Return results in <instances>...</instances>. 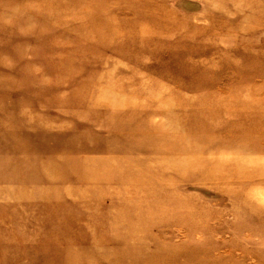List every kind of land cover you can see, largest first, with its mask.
Listing matches in <instances>:
<instances>
[{
  "label": "rangeland",
  "instance_id": "obj_1",
  "mask_svg": "<svg viewBox=\"0 0 264 264\" xmlns=\"http://www.w3.org/2000/svg\"><path fill=\"white\" fill-rule=\"evenodd\" d=\"M193 140L257 145L261 177L233 200L138 149ZM98 160L185 200L87 190ZM119 206L168 220L124 230ZM0 264H264V0H0Z\"/></svg>",
  "mask_w": 264,
  "mask_h": 264
},
{
  "label": "bare ground",
  "instance_id": "obj_2",
  "mask_svg": "<svg viewBox=\"0 0 264 264\" xmlns=\"http://www.w3.org/2000/svg\"><path fill=\"white\" fill-rule=\"evenodd\" d=\"M119 112V111H118ZM120 113V112H119ZM120 114L119 118L121 117ZM118 115H116L117 117ZM115 117V119H116ZM118 119V118H117ZM120 127H111L112 129H120L122 128L124 131L137 133L143 129H150V124H136V122H129L124 124L121 122L117 123ZM125 125V126H121ZM114 126V125H113ZM126 128V129H125ZM189 128H183V130H188ZM111 130V129H109ZM154 131V130H153ZM157 131V130H156ZM182 132L181 130H179ZM184 140V139H183ZM192 146L187 147L185 150H179V152H175L174 149L164 148L161 145H156L152 148L139 147L138 149L141 151H147L151 155L161 154L166 157L167 166L173 169V172H177L176 174H185L187 178H194L198 181H203L210 184L213 188H217L219 191L225 193L228 197L235 200L240 198L242 189L256 178L261 177V172L256 171H247L243 166L241 161L248 160L250 164L255 161V157L263 150L257 145H245L239 144L235 145L234 148L230 149V147L226 146L221 149V151L238 154L240 153V157L235 158H203L200 153L206 151L205 147L200 146L197 140H193ZM238 142V141H237ZM236 142V143H237ZM186 143V142H184ZM137 149V146H136ZM230 149V150H229ZM118 154L130 153L129 149H122L121 151L115 150ZM173 152V153H172ZM212 151H208V154ZM140 154H145V152H140ZM228 155V154H227ZM119 157V156H117ZM122 161V160H121ZM134 161V160H133ZM148 161V160H147ZM147 161H144L141 165L135 164L130 160L126 163V165H118L113 164L105 160H98L91 163H85L80 167V170L75 169L74 172L77 171V176L82 178L81 181L85 183L86 189L91 190L95 187H107L111 184L122 188L126 192H130L132 197H138V199L145 201L147 204H152L154 201L148 200L150 199H160L161 201H166L168 204L178 206L184 201V198H178L176 195H169L165 190L153 191L151 190L152 185H156V183H161L162 180H157L155 174L151 172L147 168ZM157 162V161H156ZM259 162V160H258ZM255 163V162H254ZM257 164V163H255ZM73 172V170L71 169ZM179 171V172H178ZM50 173V172H49ZM48 173V174H49ZM114 174H118L119 177L113 180L112 176ZM184 174L182 176H184ZM52 175V174H51ZM263 176V175H262ZM49 177V175H48ZM140 177H145L146 180L144 182H139ZM54 178V177H53ZM52 178V179H53ZM51 179V180H52ZM167 184H171L168 181L164 180ZM84 185V186H85ZM173 186V184H171ZM172 197V200L170 198ZM184 199V200H183ZM243 201L248 205L246 199ZM153 206H157L158 204H152ZM165 206L164 204H160ZM150 206V205H149ZM121 212L128 210V213H131V216L122 215L119 217L121 225L124 230H135V229H149L151 228L157 220H168L167 216L163 218L156 217L151 213V210L146 212H140L136 207L129 206L123 207L119 206ZM187 209V208H186ZM189 209V208H188ZM190 212V209L187 211ZM155 218V220H154ZM113 221V220H112ZM114 221H116L114 219ZM87 227V225H86Z\"/></svg>",
  "mask_w": 264,
  "mask_h": 264
}]
</instances>
